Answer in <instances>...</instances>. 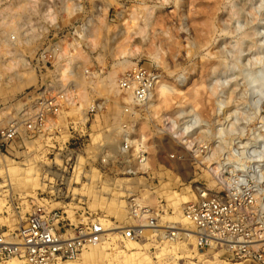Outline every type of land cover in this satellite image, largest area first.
Here are the masks:
<instances>
[{
    "label": "rangeland",
    "instance_id": "obj_1",
    "mask_svg": "<svg viewBox=\"0 0 264 264\" xmlns=\"http://www.w3.org/2000/svg\"><path fill=\"white\" fill-rule=\"evenodd\" d=\"M13 13L24 18L19 23L23 37L20 35V42L16 43L19 48H15L27 63L14 64L12 61L13 66L6 68L4 63L12 60L13 52L9 54L8 51L7 55L0 47V128L7 125L10 116L16 118L21 97L37 87L41 80L51 78L52 82L56 79L68 83L72 89L70 92L74 94L66 105L67 109L58 114L57 123L65 129L59 137L55 136L52 140L46 137L45 141L39 135L41 140L33 144L24 133L19 132L20 137H16L12 148L0 150V157L22 168H32L37 180L34 188L20 180V174H13L16 178L11 176L9 193L6 190L10 185L0 174V198L8 208L0 213V232L6 233L19 226L15 225V219L22 213L24 201H29L31 209L43 206L46 210L63 211V219L71 222L77 219V213L80 215L86 211L104 219L108 227L128 226V201L123 197L125 189L139 192L143 206L156 213L160 211V226L170 224L185 228L173 218L179 213V205L183 208L193 198L175 204L174 193L184 194L186 187L191 193L189 181L193 168L183 138L178 140L174 132L182 128L180 124L186 120L185 117L192 119L189 115L192 111L199 113L201 119L197 126L192 124L197 134L194 138L200 140H215L222 135V131H225L222 135L225 143L243 134L244 139H250L247 134L264 123V0H0V20L5 15V20H10ZM74 45L76 48H73ZM122 60L130 62L124 71H120L118 66ZM136 65L156 71L160 75V83L165 81L175 92L165 103H160L155 95L152 101L155 106L158 103V107H152L149 101L150 105L147 103L133 111L137 116L128 117L122 112L127 104L126 96L116 92V89L110 93L103 86L110 73L114 72L117 80ZM12 73H18L24 80L29 76L33 81L18 89L17 80L9 77ZM97 103H104L102 109L90 114L89 109ZM81 104L83 107L79 108ZM162 114L166 117L163 118ZM87 116L89 119L86 121ZM167 116L176 125L171 127L174 129H167L164 135L162 122H166ZM71 119L74 124L85 120V129L89 134L92 131L90 137L85 136L79 143L86 146L85 153L93 162H97L94 149L102 145L107 135L105 132L109 131L111 140L118 143L121 126L126 124L127 129L134 133L136 144H140L136 145L135 155L140 147H144L142 143L147 145L145 164H138V167L149 170L147 176H121L118 175L121 170L113 168V179L105 178L103 182L99 174L92 170L87 185L83 189L73 186L75 189L72 190L73 193L84 190V194L89 196L87 200H72L71 194L64 201L49 199L48 194L53 190L50 185H43L42 176L54 161L56 152L53 150L58 146L53 142L62 146L69 139L66 130ZM167 127L170 128L169 125ZM140 138L145 142L140 143ZM174 153L180 154L181 161L169 159V155ZM56 161L58 164V159ZM78 161L82 163L83 160L79 158ZM0 170L3 168L0 167ZM82 170L77 168V174ZM51 175L58 176L53 171ZM31 188L35 198L25 197ZM104 193L106 196L101 197ZM111 201L114 206L109 210V205L105 208L104 204ZM30 208L24 212L20 224ZM187 228L191 229L189 225ZM104 239L111 245L100 247L110 255L90 260L81 259L78 255L71 263L253 264L230 262L217 257L215 252L197 251L195 241L165 240L150 231L143 233V238L137 242L138 248L129 247V242L121 239L120 235L113 234ZM130 254L135 259L124 260V255ZM6 261L0 259V264Z\"/></svg>",
    "mask_w": 264,
    "mask_h": 264
},
{
    "label": "built area",
    "instance_id": "obj_2",
    "mask_svg": "<svg viewBox=\"0 0 264 264\" xmlns=\"http://www.w3.org/2000/svg\"><path fill=\"white\" fill-rule=\"evenodd\" d=\"M159 77L156 71L136 65L121 74L118 88L122 95L132 96L134 104L131 108L135 110L150 101ZM69 86L56 79L52 82L49 78L41 80L37 87L22 96L18 105L24 109L20 114L21 121L12 115L7 125L0 128L1 152L14 146L16 137H20L19 132L24 133L33 144L41 140L39 135L45 141L46 137L51 140L55 136L59 137L65 129L57 123L58 114L67 109L66 105L74 94L70 92L71 88L68 90ZM131 108L125 104L123 113L128 117L137 116L131 112ZM95 111L91 106L89 113ZM185 118L180 124L182 127L191 125ZM88 119L87 116L86 121ZM86 123L84 120L74 124L71 119L66 130L69 139L62 146L53 142L58 146L53 150L56 152L53 155L54 161L42 176L43 184L50 185L53 190V193L48 194L53 201H64L69 198V194L72 200H87L89 196L84 194V190L76 193L72 190L83 189L92 170L99 174L103 182L105 178L113 179V168H119L121 172L118 175L126 177L148 174L149 170L138 167L142 159L146 158L147 145L140 147L139 154L134 156L136 139H133L134 133L127 129L126 124L121 126L118 143L111 140L109 131L105 132L107 135L102 145L94 149L97 162L89 159L86 146L79 143L92 133L90 131L89 134L85 129ZM192 130L190 127L187 133L190 134ZM163 132L164 135L167 133L165 129ZM224 134L225 131L222 132ZM222 135H218L215 140L190 139L186 152L193 168L189 184L194 199L183 206L182 213L192 226L191 234L197 251L215 252L217 257L226 258L230 262L264 264V123L247 134L250 139H244L243 134L225 143ZM179 155L170 154L169 159L181 161ZM79 158L83 160L82 163L78 161ZM77 168L83 169L80 174H77ZM51 171L58 176H52ZM211 181L214 182L212 186ZM123 197L128 201L130 224L119 229L121 239L137 243L143 238L145 228L161 230L166 239L176 241L188 236V232H182L170 224L160 226V211L156 213L143 206L139 192L125 189ZM63 213L57 209L46 210L43 206H33L14 231L6 235L0 232V259L19 258L26 264H57L77 257L83 249L100 243L106 236L99 217L83 211L80 215L77 213V219L71 222L63 219Z\"/></svg>",
    "mask_w": 264,
    "mask_h": 264
},
{
    "label": "bare ground",
    "instance_id": "obj_3",
    "mask_svg": "<svg viewBox=\"0 0 264 264\" xmlns=\"http://www.w3.org/2000/svg\"><path fill=\"white\" fill-rule=\"evenodd\" d=\"M19 1H21V0H19ZM25 0H23V2H24ZM31 1V0H30ZM19 3V2H18ZM22 6V5H21ZM32 7V6H31ZM8 13V12H7ZM5 14H6V12H5ZM8 15V14H7ZM6 15L5 16H2V18H1V20H0V47L2 48V52H8L9 54H11V52H13V54H11L12 55V60L10 61V62H7L6 64L4 63V66L6 67V68H10L11 66H13L12 65V63H14V64H16V63H19V62H21V64L22 65H24L23 63H25L26 61H24V59L21 57V55H19V51H18V49L17 48H15L17 45H16V43L18 44L19 42H20V35H21V37H23L22 36V34H23V32H20L21 31V28H20V25H19V23H20V21L21 20H23L24 18L21 16V14H18V13H13V15L12 16H10L9 18H10V20H5L6 19ZM21 24V23H20ZM29 25V24H28ZM31 27V26H30ZM30 27H28V28H30ZM32 31V30H31ZM26 33V32H25ZM24 33V36L26 35ZM120 33H124V31L123 30H121L120 31ZM28 36V38L29 39H31L32 37H29V35H27ZM28 38H27V40H28ZM26 40V39H25ZM27 40H26V42H27ZM29 41V40H28ZM23 43H24V41H23ZM31 43V42H30ZM26 44V43H25ZM27 44H29L28 42H27ZM33 44V43H32ZM18 47V46H17ZM73 47V46H72ZM19 48V47H18ZM55 48V47H54ZM73 48H76L75 47V45H74V47ZM11 51V52H10ZM53 51H54V49H53ZM21 53V52H20ZM7 54V53H6ZM55 54V53H54ZM8 55V54H7ZM5 61V60H4ZM13 61V62H12ZM12 62V63H11ZM2 63H3V61H2ZM27 63V62H26ZM133 64V63H132ZM3 66V67H4ZM118 66H119V70L120 71H124L125 69H127L129 66H130V62L129 61H127V60H122V61H120V63L118 64ZM16 67V66H15ZM21 67V66H20ZM24 68V67H23ZM13 70V69H12ZM27 73V72H26ZM114 73V72H113ZM109 74V76L106 78V80H105V84H104V89H106L108 92H110V91H112V89H116V92H118V93H120L119 91V88H118V79L117 80H115V75L114 74ZM29 74V73H28ZM94 74V73H93ZM91 75V78H92V74H90ZM6 76V75H5ZM31 76V75H30ZM9 77H14L16 80H17V82L19 83V87H18V89H21V87L23 88H25V85H27V84H30L32 81H33V78H31V77H29V76H27L28 78L26 79V80H24L18 73H12ZM9 79V78H8ZM81 80V79H80ZM90 80V79H89ZM161 81H163L162 79H161ZM181 82H183V80L181 81ZM3 83V82H2ZM9 84V83H8ZM12 84V83H11ZM15 84H16V82H15ZM7 85V84H6ZM101 85V84H100ZM70 86H69V90H70ZM175 92V90L172 88V87H170V86H168L167 84H165V81H164V83H160V79H159V81H158V83L156 84V86H155V88H154V91H153V93H152V95H151V98H150V104H151V106L152 107H154V108H156V107H158V103H157V105L155 106V104L153 103V99H154V96L156 95V97H157V100L161 103V102H163V103H165L166 102V100H167V98L168 97H170V96H172V94ZM214 92V91H213ZM14 93V92H13ZM111 93V92H110ZM112 93H113V91H112ZM117 93V94H118ZM181 93V92H180ZM119 95V94H118ZM83 96H84V94H83ZM125 100L127 101V106H129L130 108L133 106V104H134V102H133V98H132V96L130 95V94H127L126 95V98H125ZM156 101V100H155ZM148 103V104H149ZM162 103V104H163ZM18 104V103H17ZM103 104L104 103H97V104H94V106H93V108H95L97 111H99V110H101L102 109V106H103ZM149 104V105H150ZM161 106V105H160ZM83 107V105L81 104L80 106H79V108H82ZM149 107V106H148ZM148 107H144L145 109H147ZM150 108V107H149ZM132 109V108H131ZM24 109H21L20 110V108H19V110L16 112V120H20V114L22 113V111H23ZM192 110V109H191ZM134 111V109H132V113H135V112H133ZM123 112V111H122ZM191 112V111H190ZM190 112H188V113H190ZM222 112V111H221ZM61 113V112H60ZM192 114H189V115H191L190 117L192 118L191 120L187 117V119H189V123L191 124V125H189V124H187V126H184L183 125V129L182 128H180V130H176L177 132H174V133H176V135H178V137H179V139L178 140H180V138L182 139L183 138V143L184 144H186V148H189V143H190V139H192L193 137H195L194 136V134H196L195 133V130H192V132L190 133V134H188L187 132H188V129L191 127V129L192 128H194L193 126H192V124L195 126L196 124H199V121H201V119L199 118V116H198V114L197 113H195V111H192L191 112ZM137 114V113H136ZM187 114V113H186ZM163 115V114H162ZM161 115V116H162ZM166 115V114H165ZM188 115V116H189ZM164 117H166V116H164L163 115V118ZM168 118H167V120L169 121L168 123H170V124H166V122H167V120H166V122H165V120H163V122H162V127H164V129L167 131V129H174V128H171V127H174V124L176 123H173L174 121H172L171 120V118H169V116H167ZM162 118V117H161ZM160 118V119H161ZM162 118V119H163ZM161 119V120H162ZM166 119V118H165ZM185 119V118H184ZM21 121V120H20ZM171 123H173L172 125H171ZM179 124V123H178ZM202 124V123H201ZM169 125V127L170 128H168L167 126ZM171 125V126H170ZM176 125V124H175ZM221 125H222V123H221ZM197 126V125H196ZM217 126H219V125H217ZM180 127V126H179ZM181 131V133H179ZM221 131V130H220ZM219 131V133L221 134V132ZM223 132V131H222ZM202 133V132H201ZM172 135V134H171ZM174 135V134H173ZM199 135V134H198ZM94 136H95V134H94ZM99 135H97V137H98ZM141 136V135H140ZM144 136V135H143ZM143 136H141V138L143 137ZM97 137H95V139L97 138ZM175 137V136H174ZM177 137V136H176ZM177 137V138H178ZM102 138V137H101ZM141 138H140V140H141ZM144 138V137H143ZM177 138H176V140H177ZM101 141H102V139H101ZM142 141H144V140H141V142L140 143H142ZM139 142V141H138ZM145 142V141H144ZM180 142V141H179ZM97 143V142H96ZM138 144V143H137ZM180 144H181V142H180ZM179 144V145H180ZM138 145H140V144H138ZM142 145H144L143 143H142ZM141 145V146H142ZM143 147V146H142ZM182 147V146H181ZM183 147H184V145H183ZM184 147V148H185ZM139 152V151H138ZM139 154V153H138ZM183 154H185V153H183ZM136 156V155H135ZM1 159H0V167L1 168H3V170H0V174H3L4 176H5V182H7L9 185H10V188L8 189V190H6V192L8 191L9 193H11L10 191H11V176L13 175V174H15V175H21V179L20 180H24L25 181V184L27 183V184H29L30 186H32V187H36L37 186V180L34 178L35 176L34 175H36L35 174V172H34V170L31 168V169H28V168H25V167H20L19 166V164H18V166L17 165H15V163H13L12 161H10V160H8V159H6V158H4V157H0ZM146 159V158H145ZM145 159H142L143 160V162L141 163V164H145V162H144V160ZM180 163V162H179ZM183 163V162H182ZM181 163V164H182ZM17 164V163H16ZM140 164V165H141ZM146 164H148L149 165V162L148 161H146ZM142 166V165H141ZM140 166V167H141ZM145 166V165H144ZM148 167V166H147ZM150 167V166H149ZM141 168H143V167H141ZM184 168V167H183ZM34 174V175H33ZM14 176V175H13ZM55 176V175H54ZM205 177H208V175L206 176V175H204ZM15 177V176H14ZM16 178V177H15ZM90 178V177H89ZM95 179V178H94ZM93 179V180H94ZM15 180H18V179H14V181ZM19 180V182H22V181H20ZM97 181V180H96ZM89 182V181H88ZM14 183V182H13ZM211 184H213L214 185V182L213 181H211L210 182ZM15 184H17V182L15 183ZM44 185V184H43ZM87 185V184H86ZM165 185H167V184H165ZM45 186V185H44ZM90 186H92V185H90ZM89 186V187H90ZM212 186V185H211ZM40 187H43L42 186V184H40ZM102 187H104V186H102ZM2 188V184H0V189ZM17 188V187H16ZM32 189V188H31ZM90 189H91V187H90ZM88 191H89V188L87 189ZM184 194H175L174 193V198H175V200H176V202H175V204L176 203H180V202H187V201H189V199H191V198H193L194 199V195H192V193H189V187H186L185 189H184ZM2 193H4L3 191H2ZM86 193V192H85ZM189 193V194H188ZM89 194V193H88ZM22 195H23V193H22ZM1 196H3L2 194H1ZM6 196V195H5ZM25 197H31V198H35V193H33V189L31 190V192H28V193H26L25 194ZM97 197V196H96ZM30 199V198H29ZM94 199V198H93ZM34 201V200H33ZM192 201V200H191ZM28 202L29 201H24V209H23V211H22V209H21V212L22 213H20L18 216H16V219H15V225L17 226V225H20V221L23 219V214H24V212H26V211H29V208H30V206L28 205ZM102 204V203H101ZM114 203H112V201L111 202H108V203H106V204H104V206H105V208L109 205V210H111L112 208H113V205ZM4 208H6L5 207V205H4V202H3V200L0 198V213L2 212V210H4ZM31 209V208H30ZM6 211L8 210V208H6L5 209ZM179 213H178V215H176L175 216V218H173V220H177V221H179L183 226H185V228H178V227H175V226H171V227H173V228H178V229H181L182 230V232H184V231H186V232H188L189 234H188V236H184L183 238H182V240L184 239V240H186L187 241V239H188V241H194V238H193V236H192V234H191V229H192V226H191V224L186 220V218L184 217V215H183V213L181 214V210H183V208L179 205ZM100 219V223L104 226V230L106 231V236H104V238L105 237H107V236H109V235H120V231H119V229H122V228H125V227H118V226H111V227H108L106 224H105V220L104 219H101V218H99ZM5 220L3 219L2 220V222H4ZM176 221V222H177ZM109 224V223H108ZM190 226L191 227V229H188L187 228V226ZM144 226H145V224H144ZM9 227V226H8ZM106 227H108V228H106ZM12 228H14V227H12ZM144 228V227H143ZM15 229H13V230H9L8 232H11V231H14ZM145 231H150L151 233H155V234H158V235H160L161 237H163V239H165V240H169V238L168 239H166L165 237H164V234L161 232V230H147L146 228L144 229V232ZM8 232H6V233H4V235H6ZM3 233V232H2ZM102 239V241L100 242V243H96V244H94V245H90V246H88L87 248H85V249H83L78 255L80 256L79 258H81V259H83V258H85V259H87V260H90V259H96V258H99V257H101V256H108V255H110L109 253H105V252H103L102 251V249H101V245H106V246H110L111 244L110 243H108L107 241H104L105 239ZM171 240V239H170ZM171 241H174V240H171ZM129 242V241H128ZM129 247H131V248H138L139 247V245L137 244V243H131V242H129ZM127 257V258H126ZM114 259H115V257H113ZM133 259L134 258V256H132L131 254L129 255V256H127V255H124V260H128V259ZM135 259V258H134ZM8 261H6V263L4 262V264H24V261L22 260V259H19V258H10V259H7ZM73 260H75L74 258H73ZM72 259H68V260H62V261H59L57 264H68L69 262V264H72L71 263V261H73ZM115 261H116V259H115ZM108 262V261H107ZM130 262V261H129ZM134 262H135V260H134ZM245 262H250V261H245ZM26 264V263H25ZM227 264H234V263H227ZM235 264H240V263H235Z\"/></svg>",
    "mask_w": 264,
    "mask_h": 264
},
{
    "label": "crops",
    "instance_id": "obj_4",
    "mask_svg": "<svg viewBox=\"0 0 264 264\" xmlns=\"http://www.w3.org/2000/svg\"><path fill=\"white\" fill-rule=\"evenodd\" d=\"M159 221H160V219H159Z\"/></svg>",
    "mask_w": 264,
    "mask_h": 264
}]
</instances>
